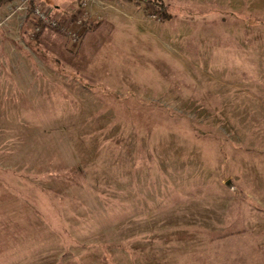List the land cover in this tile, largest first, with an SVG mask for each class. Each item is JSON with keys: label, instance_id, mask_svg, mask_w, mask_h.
<instances>
[{"label": "rangeland", "instance_id": "374dc122", "mask_svg": "<svg viewBox=\"0 0 264 264\" xmlns=\"http://www.w3.org/2000/svg\"><path fill=\"white\" fill-rule=\"evenodd\" d=\"M131 1L0 5V264H264V0Z\"/></svg>", "mask_w": 264, "mask_h": 264}, {"label": "crops", "instance_id": "0c3cea01", "mask_svg": "<svg viewBox=\"0 0 264 264\" xmlns=\"http://www.w3.org/2000/svg\"><path fill=\"white\" fill-rule=\"evenodd\" d=\"M124 2H127L129 5L133 3L131 0H123ZM77 9V8H76ZM75 12V11H73ZM71 15V12H62L61 15L66 16ZM104 14H109V17L113 18L114 13H111L110 10L104 12ZM94 22H91V24ZM106 20L99 22L98 26L94 30L86 31L83 36L81 37L80 42L78 43L77 47V54H78V62L79 65H92V62L99 60H104V54L108 53V48H117L119 46L118 37H119V31L115 30H107L105 29L106 26ZM47 30V29H46ZM44 30L39 38L36 40L37 42L43 43L42 40L51 38L52 40H59L58 37H61L60 35L48 31L46 32ZM114 38V40H112ZM68 45V42L66 43ZM49 46V45H48ZM112 53V52H111ZM110 53V56H114ZM116 61L117 58L115 56ZM118 65V64H117Z\"/></svg>", "mask_w": 264, "mask_h": 264}, {"label": "built area", "instance_id": "2783aa9c", "mask_svg": "<svg viewBox=\"0 0 264 264\" xmlns=\"http://www.w3.org/2000/svg\"><path fill=\"white\" fill-rule=\"evenodd\" d=\"M95 1L102 2L104 0H78V9L82 11L81 16L76 17L75 19L73 18V20L67 18L65 19V21H61V19H59L58 17L52 16L49 11L43 9L41 6H34L31 11L32 17L35 21L34 24H32V30L34 33L39 31V26L36 24V22L39 21L52 28H56L58 30L63 31L65 35L68 36L71 44L77 46L80 42L82 35L84 34L83 32L86 30L84 18L86 17L87 11L85 6L88 3Z\"/></svg>", "mask_w": 264, "mask_h": 264}, {"label": "trees", "instance_id": "16d2710c", "mask_svg": "<svg viewBox=\"0 0 264 264\" xmlns=\"http://www.w3.org/2000/svg\"><path fill=\"white\" fill-rule=\"evenodd\" d=\"M8 1H12V0H0V5L5 3V2H8ZM35 1L36 0H27V4H28L27 10H28V12L33 9V7L35 5ZM138 2H141V0H138ZM148 2L150 4H152L153 6H156L159 9L160 19L165 20V19H169L170 18L171 15L169 14V11H168L169 10V6H170L169 4L163 2L162 0H152V1L148 0ZM36 24L39 26V31L34 33L35 40H37L39 38L40 34L46 29H50L51 31H54V32H56L58 34H61L58 29L52 28V27H50V26H48V25H46L44 23H41V22L37 21ZM98 24H99V22H95V23L90 24L89 27L86 29V31L96 29Z\"/></svg>", "mask_w": 264, "mask_h": 264}]
</instances>
